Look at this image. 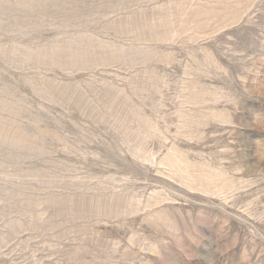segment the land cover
Segmentation results:
<instances>
[{"label": "rangeland", "instance_id": "374dc122", "mask_svg": "<svg viewBox=\"0 0 264 264\" xmlns=\"http://www.w3.org/2000/svg\"><path fill=\"white\" fill-rule=\"evenodd\" d=\"M0 264H264V0H0Z\"/></svg>", "mask_w": 264, "mask_h": 264}]
</instances>
